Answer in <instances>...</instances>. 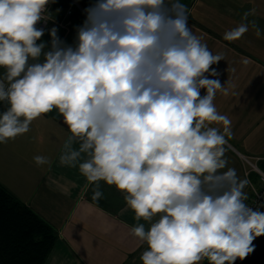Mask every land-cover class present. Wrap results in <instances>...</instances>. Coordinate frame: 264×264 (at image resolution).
Listing matches in <instances>:
<instances>
[{"label":"clouds","instance_id":"clouds-1","mask_svg":"<svg viewBox=\"0 0 264 264\" xmlns=\"http://www.w3.org/2000/svg\"><path fill=\"white\" fill-rule=\"evenodd\" d=\"M50 2L0 0V143L55 109L70 132L59 164L78 168L93 201L103 198L101 181L123 194L137 221L130 234L146 245L142 264H235L248 256L264 235V212L246 203L249 181L228 167L231 121L214 100L229 89L209 78L223 58L192 32L186 6L95 0L69 45L55 28L50 44L42 40L37 24ZM255 12L245 11L223 39L250 28L260 38L248 19Z\"/></svg>","mask_w":264,"mask_h":264},{"label":"crops","instance_id":"crops-1","mask_svg":"<svg viewBox=\"0 0 264 264\" xmlns=\"http://www.w3.org/2000/svg\"><path fill=\"white\" fill-rule=\"evenodd\" d=\"M180 3L186 6L192 32L214 55L223 58L212 65V69L219 75L209 78L219 79L229 89V93H236L234 82L238 77L241 78L250 71L252 65L257 68L264 66V0H180ZM75 7H72L71 17L75 16ZM253 8L256 9L255 15L248 19L256 20L262 31L261 37L257 38L255 30L250 28L236 41L224 40L223 34L236 27L242 14ZM81 14L86 19V15ZM58 17L61 19V16ZM77 21L72 20V27ZM53 28L57 29L60 36L61 29L57 21L51 24L48 21L46 30L49 29L50 32ZM74 29L70 28V33L73 34L70 45L76 39V27ZM243 63L248 64L247 67ZM255 76L264 75L255 73ZM252 82L242 92L244 96L237 99L218 92L214 100L217 110L228 107L230 99L236 101L232 109L238 110L244 106L257 110L256 100L253 101L251 96L247 97V93H261L264 84ZM205 91L201 89V94H205ZM242 117L236 124H231L233 135L226 145V158L230 156L232 160V163L228 161V167L235 168L241 179H247L246 166L240 156H264V147L257 145L253 149H247L251 146L246 142L245 135H240L238 130L245 123H250L248 119L241 120ZM61 120L54 109L35 119L27 133L6 144L0 143L4 180L1 181L0 178V182L47 220L57 232L55 245L44 264H142L139 257L146 245L140 246L130 234L131 227L137 221L134 219V212L127 207L123 194L115 186H108L101 181L103 198L93 201V187L80 175L78 168L59 164L61 148L70 135ZM231 151L237 154V163ZM37 155L46 156L50 164L37 166L33 160ZM11 157L19 160H5ZM248 189L247 201L251 196V190Z\"/></svg>","mask_w":264,"mask_h":264},{"label":"trees","instance_id":"trees-1","mask_svg":"<svg viewBox=\"0 0 264 264\" xmlns=\"http://www.w3.org/2000/svg\"><path fill=\"white\" fill-rule=\"evenodd\" d=\"M50 3L51 11L63 16L72 0ZM79 3L85 11L95 0ZM60 31L61 39L64 31ZM261 167L264 168V162ZM56 240L55 228L0 182V264H44Z\"/></svg>","mask_w":264,"mask_h":264},{"label":"rangeland","instance_id":"rangeland-1","mask_svg":"<svg viewBox=\"0 0 264 264\" xmlns=\"http://www.w3.org/2000/svg\"><path fill=\"white\" fill-rule=\"evenodd\" d=\"M77 2L79 3V0H77ZM79 5H80V3H79ZM78 8L77 7L74 8V11L76 12L74 17L76 19L74 17H71V16H70V18L67 17L66 13L63 16H61V19H60L58 16H56L55 10H52L51 11V15H50V20H49L50 24H51V22H56L57 21V24L59 26V23H61L62 21H64L65 23L66 22H71V25H68V28H69V32L68 33H70V28L74 31L75 30L74 28L76 27V31H77V29L80 27L79 25H83V23L85 21L84 17H82L81 12L86 15V13L83 10V8L81 7V5H80V8H79L81 12L79 11ZM77 19L79 21H77ZM72 20L77 21V24L75 26H73V27H72ZM54 24L50 25L49 28L54 26ZM60 29H62V28H60ZM44 32H45V35L42 37V40L46 44H50L51 36L49 35V33H50L49 29L45 30ZM247 65L248 64L244 65V63H243V66L247 67ZM255 73L256 74L261 73L262 75H264V66L261 67V68H257L254 65H252L250 71L245 73L241 78L238 77L235 80V82H234L236 84V88L235 89L237 90V92L236 93H229L228 94L229 97H233V98H236V99L238 97H243L244 93H242V92H244L245 87L247 85L251 84L252 81H258L259 83L264 84V79H263L264 76H255ZM248 96H251L253 101L256 100V102L258 104L257 110H251V108H249V107L248 108H244V106H242L238 110L237 109H232V106L234 105V103L236 101H233V100L230 99L229 102H228L229 106L228 107H224L223 109L220 108L219 112L221 114L229 116L232 125L236 124L239 121V118L241 116H243L241 118V120L248 119L250 124L245 123V125L242 126L238 130V133L240 135H243V136L245 135V138L247 139L246 142L248 143V145L251 146L250 148H247V149L250 150V149H253V147H255L257 145H262V147H264V143L260 142V141L264 142V88H262V92L261 93H256V94L255 93H253V94L247 93V97ZM226 101H227V99H225V102ZM256 102H254V103H256ZM249 130H250V132H248ZM232 143L234 145L236 144L235 142H232ZM236 147L239 148V149H242V150L244 149L242 146H236ZM231 152L233 153V156H234L235 161H236L237 157H238L237 154H235L233 151H231ZM240 157L242 158L243 163L245 165H247L246 166L247 169H248V167L249 168L252 167V165L260 166L261 162H262L261 159L264 158V156H253V157L252 156H245V159H244V156H240ZM246 158L248 160H250L251 163L247 162ZM5 160L6 161L11 160V162H12V161H17L19 159H17V157H11V158H7ZM227 160L229 161V163H232V160H231L230 156L227 157ZM236 163H237V161H236ZM0 173H1L0 174L1 181H4L3 177H2V174H3V160H0ZM237 175L239 176V174H237ZM249 178L255 185L258 184V176L256 175V173L252 172L250 174ZM248 188H250L249 184L244 190L247 193L249 192ZM261 264H264V260H263V262Z\"/></svg>","mask_w":264,"mask_h":264},{"label":"built area","instance_id":"built-area-1","mask_svg":"<svg viewBox=\"0 0 264 264\" xmlns=\"http://www.w3.org/2000/svg\"><path fill=\"white\" fill-rule=\"evenodd\" d=\"M79 7L80 8V5L79 3L77 2V0H72V4L71 6H69V8L66 10V16L67 17H70L72 14H73V8L72 7ZM47 9H48V12H47V15H46V18L45 20H42L41 22H39L37 24V27L38 28H42L44 31L47 29V25H48V21L50 19V14H51V9H52V5L51 3H49V5L47 6ZM68 25H71V22H64L62 21L61 23H59V27L62 28L61 30L64 31L63 33V38H61V40H65L66 36L69 34V28H68ZM2 71V70H0ZM244 159H245V156H244ZM262 162H264V158L261 159ZM246 161L251 163L250 160H248L246 158ZM261 162V163H262ZM247 166V165H245ZM254 172L256 173V175L258 176V184L255 185L251 180H250V174ZM245 174H246V177L249 181V185H250V190H251V196L249 198V201L247 202V204L252 207L254 210L259 207V210L264 212V207H261V205H264V168L260 166H257V165H252V167H245Z\"/></svg>","mask_w":264,"mask_h":264},{"label":"water","instance_id":"water-1","mask_svg":"<svg viewBox=\"0 0 264 264\" xmlns=\"http://www.w3.org/2000/svg\"><path fill=\"white\" fill-rule=\"evenodd\" d=\"M73 40V34L69 33L64 42L66 44H71ZM61 123L62 120H61ZM253 245L254 247V251L251 252L248 256H246L244 259H237L235 261V264H261L264 260V235L256 237L253 240ZM205 264H207V262H205Z\"/></svg>","mask_w":264,"mask_h":264}]
</instances>
